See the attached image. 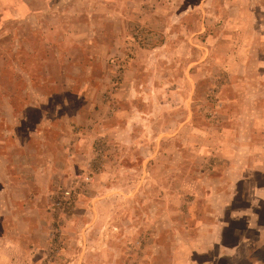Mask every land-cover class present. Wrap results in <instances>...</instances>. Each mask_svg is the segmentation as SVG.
<instances>
[{
  "label": "rangeland",
  "instance_id": "374dc122",
  "mask_svg": "<svg viewBox=\"0 0 264 264\" xmlns=\"http://www.w3.org/2000/svg\"><path fill=\"white\" fill-rule=\"evenodd\" d=\"M60 3L59 14L37 10L35 19L12 21L6 9L0 20L3 189L13 193V131L38 125L41 112L24 107L30 96H49L45 131L67 135L58 155L64 171L54 170L39 209L27 214L34 228L26 238L30 263L201 264L219 254L221 241L231 245L254 236V226L264 225V200L253 197L264 196V121L255 120L264 119V0ZM25 11L20 5L19 13ZM58 15L71 40L59 41L51 31L49 47L41 33ZM26 38L37 57L44 45L75 56L51 63L50 79L64 67L69 90L27 88L39 86L42 75L41 58L26 57ZM191 56L197 62L187 79ZM137 77L146 100L137 99ZM123 83L132 84L128 137L115 122L122 116L107 104L108 86L121 89ZM171 84L178 91L174 101ZM255 127L259 135L248 138ZM223 131H229L227 140ZM240 142L254 148L263 143V151L247 155ZM245 161L259 170L246 171ZM249 177L259 185L242 184ZM0 200V231L6 233L13 230V203L9 194ZM219 226L227 227L222 240ZM8 236L13 240V233ZM210 241L215 248L207 252ZM3 249L0 264H13V249ZM258 256L264 258V250Z\"/></svg>",
  "mask_w": 264,
  "mask_h": 264
},
{
  "label": "crops",
  "instance_id": "0c3cea01",
  "mask_svg": "<svg viewBox=\"0 0 264 264\" xmlns=\"http://www.w3.org/2000/svg\"><path fill=\"white\" fill-rule=\"evenodd\" d=\"M21 2L22 0H0V20L2 21L1 15L5 16V13L3 12V10H6V9L7 11H10L8 17L6 18L11 19L12 21L13 19L20 21L19 20L20 18L35 19L34 12L37 10H41L44 13H49V15L53 14L54 11H57L59 14L60 13L59 6L62 5V3H60V0H54V1L53 0H29V3L27 4V6L23 4H19ZM20 5L26 8L25 13L23 14L19 13ZM13 10L15 11V13H13ZM52 18H53V21H50L48 23L47 32H42L41 37H40L41 41H45L49 47L54 46L53 44H50L53 42V40H51V38L49 37L50 35H47L51 31L57 32V34L59 35L58 36L59 41H61L62 38H63V41L65 38H67L68 40H71L70 39L71 35L68 34L67 32V23H65L66 22L65 19L60 18V15L56 16V18L55 17H52ZM1 21H0V25H1ZM75 22L76 21L74 20L71 24H74ZM63 25H65V28H63ZM17 39L18 37L14 38V40H17ZM26 39L28 41V42L26 41L27 43L25 45L26 57L27 59L28 58H35V59L41 58V61L39 60L41 63V66H40L41 71H39V73L42 75L41 83H39V86L35 85L32 82V83L27 84L28 85L27 88L31 90L40 89L42 91L43 89H49L50 87L53 86L54 88L59 89V91L61 92L65 90H69L70 86L68 85V83L70 82V80L65 79V77L63 76L66 73L64 67L59 69V72H60L59 78L57 77L56 79H53V80L50 79V74H51L50 72H52L51 63L57 62L58 65H61L60 63L61 59L66 58V57H73V55L72 54L66 55L62 50L61 52V51H58L57 49L54 50L53 52L46 51L44 47L46 45H44L41 49L42 53H40V56L37 57L38 52L35 51L36 49L31 43V40H29V38H26ZM168 57L169 59H171V64L173 65L174 62L172 60L175 58L174 55L169 53ZM1 58H3L2 54L0 55V59ZM202 58H206V55L204 53L202 55ZM196 62L197 61L195 60V58H192L191 56L190 60L185 63V71L183 72V74L185 75L187 79L189 77V74L192 71L191 70L192 66L196 64ZM174 66L175 65H173V67ZM13 68L18 69V66L16 65L15 62H13ZM29 72H30L29 70L25 71L26 74H28ZM132 72L135 75V72L137 74L138 71L132 70ZM133 82H135V86L137 87L135 89L138 90L136 92L140 95L139 97H137L138 101L146 100L147 97L143 95V91H144L143 85L140 84L138 77L136 81H133ZM185 82L188 83L187 80ZM84 84L82 85V87L84 86ZM193 84L194 83H191V85H185V88L187 90H186V94L184 97L185 99L183 100L186 103L189 102L191 99L190 95L192 91L194 90ZM131 85L130 84L128 85V83L126 84L123 83V85L121 86V89H118L119 87L114 88L116 86H113V87L108 86L109 87L108 96L110 97V101H108L107 104L112 106L111 112L118 111L120 116H122L120 120H116L115 122L117 125L121 126L122 132L123 130H125L126 135L128 134L126 131L128 130L130 126L129 125L130 116L127 112L130 110H129L128 105L126 104L132 103V99H131L132 98L131 97L132 86ZM171 86L172 84L170 85V87ZM98 92L99 91L96 90V94H98ZM169 93H170L169 94L170 99L173 101L176 98V96H178V91L174 90L172 87ZM38 96L42 98L37 99ZM94 98H97V96L95 95L93 99ZM62 101L63 100H60L58 103H56V105L60 107L63 104ZM52 102L53 101L49 98V96L47 97L45 94H43V92L36 94V95L34 94V96L33 95L30 96L24 107L26 111L30 109L32 110L35 109L38 112H41L40 118L38 119V125L37 126L34 125L33 128L29 129L28 131L27 130L13 131V193H9V190H7V188L3 189V184H7L5 183L7 179L2 178V173H3V170L5 171V168L4 169L2 168L3 167L2 156L0 155V199L1 197L4 198L5 195L9 194L10 202L13 203V230L11 231L8 229L6 233H3L2 231H0V237L4 238L3 241H0V250L3 248L8 249V250L13 249V264H32L30 263V257H28V252L32 249V246L26 243V240H27L26 238H27V235L32 234V232L34 231V228L31 226L32 222L30 220L26 221V218L28 217L27 214L33 213L34 210L39 209V204H38L39 200L43 199L44 192L49 188L51 180L55 179V177L52 178L55 174L54 170H57V172H60L59 170L64 171V168H62V166L65 164V162L60 163L62 159L58 158V155L59 153H62L63 151L62 149L63 140L66 138L67 135L66 133H64L63 130H60L56 136L54 135L52 136L45 131V127L48 124V117H50L49 107H53ZM119 104L121 108H119ZM25 114H28V113H25ZM17 116L19 117V115ZM17 116H15V113H13V117L17 119ZM19 118H20V122L23 121L24 119L26 121L28 120V118L26 117H24L23 120H21L22 117H19ZM251 120L252 119H250V121ZM255 120L264 121V119H259L257 117ZM118 127L119 126H115V128H118ZM256 129L258 128L255 127V130L249 129L248 138L250 137L252 138L253 136L257 137L259 135ZM226 132H229V131H225V132L223 131L225 135H222V137L225 140H227ZM234 132L236 134L238 130L234 129ZM128 136L129 135H127V137ZM243 145H242V142H240V145L238 147H243L244 152L247 153V155L248 154L251 155L254 149L259 150V151H263L264 149L263 143H261V146H263V149H261V146L254 148L249 142ZM249 162L245 161L244 167L245 169H247L246 171H249L251 173V171L253 170L255 171L259 170L258 165H253L251 164V161ZM5 176H9V175L6 174ZM253 181H255V179L251 177H249L248 180L247 178H245L243 179L242 184H244L245 186L246 185H249V186L259 185L257 180H256V184H253ZM227 195H230V194L224 193V196H227ZM236 197H237L236 194L230 195L228 200L235 201ZM253 197L256 198V200H260V201L264 200L263 199L264 196L262 197L261 195H255ZM20 218L22 220L23 218H25L23 220L25 221V226L24 225L20 226L19 224ZM226 228L227 227L225 226H219V240H222V235ZM208 231H210L209 228L205 232L209 233ZM12 233H13V240L11 238L9 239V236H8V235H11ZM253 235L254 236H251L249 239H245L243 241L238 240V241H235L231 245L229 243L225 244L224 242L219 241L220 242L219 254L213 258H210L202 262L201 264H264V258L258 256V253H262L264 250V225H261V224L255 225ZM257 240L261 243H258ZM11 244H13V246ZM207 244L209 245V247H207L208 249L207 252L215 248L213 247L214 245L213 241H210ZM0 256H3V255H0Z\"/></svg>",
  "mask_w": 264,
  "mask_h": 264
},
{
  "label": "built area",
  "instance_id": "2783aa9c",
  "mask_svg": "<svg viewBox=\"0 0 264 264\" xmlns=\"http://www.w3.org/2000/svg\"><path fill=\"white\" fill-rule=\"evenodd\" d=\"M63 193L64 194H69V190H64Z\"/></svg>",
  "mask_w": 264,
  "mask_h": 264
}]
</instances>
